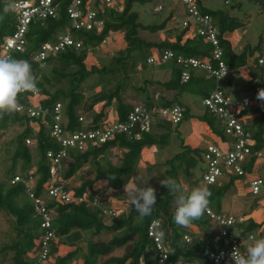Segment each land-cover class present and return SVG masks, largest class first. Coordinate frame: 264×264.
I'll return each instance as SVG.
<instances>
[{"label": "trees", "instance_id": "obj_1", "mask_svg": "<svg viewBox=\"0 0 264 264\" xmlns=\"http://www.w3.org/2000/svg\"><path fill=\"white\" fill-rule=\"evenodd\" d=\"M12 1L14 0H0V50L4 40L12 34L14 28ZM86 1H93L94 6L101 3V0ZM120 1L122 2V8L111 6L105 8V21L101 30L73 33L75 39L83 42L81 49L71 48L48 59V66L51 68L53 75L60 79H68L69 87L67 89L58 88L51 91L46 79H39V70L42 71L43 69L32 61V54L43 43L54 41L55 36L68 27L70 22L66 11L68 0H64L59 19L50 18L31 24L27 34L26 51L15 53L12 57L26 60L31 64L32 71L36 76L39 94L38 96L19 94L18 101L25 105L44 107L50 112L56 104L61 103L64 106L66 128L72 131L81 129V124L78 121L79 107H81L84 99L83 91H80L81 86L89 75L108 68L107 66L98 68L94 65L89 69L86 60L91 50L100 48L104 41L110 38L111 34H114L113 40L120 42L125 48L112 55V64L119 68H127L129 62L132 68H135L139 62L142 63L143 67H146L147 59L153 54V50L158 52L168 50L185 57L202 60L210 59L212 46L189 27L176 29L174 41L164 40L157 44L141 38L139 35L140 30L151 33L166 31L169 22L176 13L174 9L169 12L168 17L161 23L147 25L139 21V13L135 12L133 7L135 3L144 4L148 0ZM249 1L254 2L264 10V0ZM199 3L202 11L211 15L219 28L225 63L235 69L252 65L254 61L252 55L253 53H255V56L257 55L262 43L260 42L254 48V51L252 48H247L241 54L236 55L230 42L224 36L237 30L242 22L237 17L230 15L228 11L210 10L203 5L202 0ZM236 7L240 8L241 4L234 6V8ZM144 49L150 50V54L143 55L142 51ZM136 53L139 55H136ZM172 65V78L168 82L151 81L146 83V87L147 84L152 85L157 82L158 86H161L164 91H171L177 95L184 91L187 85L195 84L194 79L196 78L193 72L188 83H181L180 69L176 65ZM67 68H74L75 70L65 72L64 70ZM146 87H143L141 91L145 90ZM120 90L121 88L118 87L114 93L101 96L99 101L107 102L98 112L94 111L95 103H92L84 111L86 115L92 113V127H98L100 123L108 118L114 98L119 99L120 97ZM156 104L170 106L173 104V100L161 97ZM144 105L153 108L155 102L148 96ZM132 107L131 104L124 103L120 99L115 106V114L124 121ZM201 118H204L214 132L218 133L220 127L217 118L207 112ZM11 123L25 127L16 137V147L12 157L15 166L18 160L22 161L20 174L24 177L30 172L32 163V155L26 141L32 139L36 143L39 165L33 175L36 179L35 193L40 196L44 185L50 181V162L46 155L47 151L57 150L59 143L51 136L50 129L41 123L40 119H31L17 111L0 117V135ZM167 125V123L161 122L156 128L165 129ZM170 137L169 132L158 134L154 131L151 134L143 135L141 140H131L125 136H118L114 141L100 147H90L84 152L71 150L69 158L65 161V169L59 174V180L65 184L67 190L73 191L78 196L87 190L90 191L91 195L99 193L100 188L98 185L101 184L105 185L106 188L121 189L123 185L121 180L131 179L136 166L141 160L143 150L152 147L162 150L169 144ZM253 137L256 140V146L253 150H262L264 148L263 117L260 118L257 129L253 132ZM180 147L181 152L165 162V175L166 178L175 179L182 188L180 174L187 177L194 176L195 169L200 167L199 164L203 161V150L191 148L185 144L184 140L181 142ZM111 149H121L123 151L119 164L113 165L106 161L107 165L105 167H96L95 177L92 180L83 181L78 188L71 190L67 181L72 179L87 164L104 157ZM253 166L254 163L252 162L249 169ZM15 175L13 172L10 180ZM231 187L232 181L227 184L207 187L211 193L209 206L216 213H221L223 200ZM156 195L157 204L152 209L151 214L141 215L128 203L126 204L129 209L128 212L120 217L118 215L109 224L105 223L98 209L92 208L87 203L65 204L50 201L48 206L55 211L53 226L59 240L52 245L50 260L46 264H70L78 257L82 258L81 264H156L157 251L154 242L148 236V228L155 219H161L160 231L164 236L169 262L175 264H210L206 254L211 250L223 247L225 245L224 240L218 233L212 237H199L198 234L189 231L188 227L177 226L173 221L176 196L169 192V189L165 186L156 191ZM0 211H4L14 218L13 226L17 232V239L3 250L14 252L12 264H33L30 255L35 251L32 248L39 245L43 232L40 228V219L34 212L33 204L26 195L23 183L13 185L9 183L7 185L0 181ZM210 223L211 220L204 213L200 219L193 221L191 225L204 227ZM260 227L261 224H257L252 219H247L245 224L239 227V233L244 236L247 233H254ZM104 232L113 233V236L107 242L99 239ZM84 234H88L85 250L78 243ZM189 235L192 236L191 240L186 242L184 237ZM62 245L73 248V250L60 254L59 247ZM124 247H126L124 255H114L117 249Z\"/></svg>", "mask_w": 264, "mask_h": 264}, {"label": "built area", "instance_id": "obj_2", "mask_svg": "<svg viewBox=\"0 0 264 264\" xmlns=\"http://www.w3.org/2000/svg\"><path fill=\"white\" fill-rule=\"evenodd\" d=\"M114 1L101 0L100 4L94 6L93 1L68 0L66 9L70 20L68 27L58 33L54 41L43 43L32 54V61L37 63L41 69H45L51 56H56L71 48L81 49L83 42L75 39L73 33L101 30L105 21V8L113 7ZM178 1L184 8V17L182 21L178 22V26H181L182 29L189 27L212 46L210 59L185 57L165 50L149 56L147 64L150 66H160L165 63L176 65L180 69L181 83L184 84L191 80V73L194 71L206 73L213 81V89L203 97L202 106L207 113L217 118L226 140L223 144L225 147L208 144L203 149L201 186L217 185L226 177L248 178L250 175L248 170L252 162L264 159L263 150H253L256 140L253 137V131L248 127L252 108L264 107V101L257 99L259 90L264 89V41L252 64L257 70L254 85L251 87L252 95L233 98L225 93L223 81L229 76L235 75L239 69L228 66L223 60L221 38L215 20L211 15L202 11L200 0ZM226 4L229 3L226 2ZM63 6L64 0L12 1L14 28L12 34L4 40L0 55L12 57L15 53H24L28 43L27 34L30 25L50 18L59 19ZM162 10L163 6L159 5L154 9V13ZM246 67L243 66L242 69ZM21 94L38 96L39 88L36 86L35 89ZM155 100L156 103L159 101V95H156ZM156 103L153 108L144 104L134 105L124 121L115 113L111 114L96 128L92 127V118L88 120L83 115H79L78 121L82 128L72 131L65 126L63 104H56L50 112L44 107L25 105L18 101L16 111L31 119H40L41 123L50 129L51 136L59 143L57 150L47 151L46 155L50 162V181L44 185L40 196L35 193L34 172L30 171L26 177L16 174L10 180L12 185L16 183L25 185L26 195L33 204L35 214L40 219L43 236L40 239L38 251L30 255L33 264H46L50 260L52 245L59 240L53 226L55 211L48 206L50 201L65 204L87 203L92 208L98 209L103 219L110 221L118 216L115 208L102 204L101 194L91 195L87 190L78 196L73 191L67 190L65 184L59 180V174L64 171L65 161L69 158V152L71 150L84 152L90 147H100L116 140L118 136L141 140L143 135L153 133L161 122L176 126L184 120L186 110L181 105L175 103L170 106H159ZM27 143L36 144L32 139L27 140ZM262 185L263 180L258 177L250 179V192L253 195H258ZM205 214L216 225L218 235L225 242L223 247L211 250L206 254L210 264H234L230 258L234 249L237 248V251L243 253L251 242L250 238H264L254 233H247L244 236L239 233V227L247 221L244 215L216 213L209 205ZM160 227L161 219H155L148 228V236L154 242L157 251L156 264H175L169 262V254ZM184 239L186 242L191 240L189 236H185Z\"/></svg>", "mask_w": 264, "mask_h": 264}, {"label": "rangeland", "instance_id": "obj_3", "mask_svg": "<svg viewBox=\"0 0 264 264\" xmlns=\"http://www.w3.org/2000/svg\"><path fill=\"white\" fill-rule=\"evenodd\" d=\"M226 2H228L229 4H226ZM202 3L210 10L221 9L224 11H228L230 15L237 17L242 22V25L237 30H235L232 34H227L228 36L232 35L231 40L235 42L234 53L236 55L241 54L247 48H252V50L254 51V48L260 42L263 43L264 10L254 2L249 0H202ZM238 4H241V7L234 8V6ZM159 5L163 6V10L158 13H154V9ZM113 7L122 8V2L120 0H115L113 3ZM172 9H176L174 17L177 21L171 20L168 24L167 30L163 32L151 33L148 31L140 30L139 35L141 36V38L157 44L161 43L164 40L174 41L175 30L182 29L181 26H178V22L182 21V18L184 17V8L178 0H148L144 4L135 3L133 10L139 13V21L147 25L161 23L168 17L169 12ZM147 53L150 54V50L144 49L142 51L143 55ZM136 55L139 54L136 53ZM252 58L254 60L255 53H253ZM111 59V54L101 53L100 49L98 48L92 49L89 53V57L86 61L89 69H91V67H93L94 65L98 68L104 66H107L108 68L104 71L89 75L81 86L80 91H83L84 99L81 107H79L78 113L80 115H83L88 120L92 118V113L86 115L84 114V111H86L92 103H95L94 111L98 112L107 102L99 101L101 99V96H107L114 93L117 87L121 88L120 97L119 99L114 98L109 116H111V112L115 110V104H117L118 100L120 99L123 101H132L135 104H143L144 98L146 96H151L157 92L161 93L163 88L158 86L157 82H163L164 79L169 78L171 75V63H165L160 66H150L146 63V67H143L141 62H139L135 68H132L130 67L129 62L127 68H119L112 64ZM253 69L257 74V70L254 67ZM74 70V68H67L64 71L73 72ZM38 75L40 76V80H42V78L44 80L46 79V82L49 83L48 85L51 91H54L58 88L67 89L69 87L68 79H60L53 75L49 66H47L42 71L39 70ZM204 75L206 78H209L206 73H204ZM231 77L233 76H229L226 80L223 81V88L227 92V94H229L231 97L238 95H252V90L242 91V88L246 86V82L242 81L238 76H235L234 78L235 85L233 92L235 93L232 94V90L228 91L226 81ZM151 81L157 82L153 83L152 85L147 84L146 87V83H150ZM211 82L213 84V81ZM143 87H146V89L141 91ZM185 88V92L174 95L172 97V100L173 104L177 103L186 110V120L184 122L182 121L183 123L181 122L179 125L173 127L174 134H171V142H169V144L164 149L158 150V152H156V163L150 164L149 162H147L148 160L146 159H150L151 153H144V157H142V159L140 160V164H138L139 166H136L131 179L121 180V182H123L121 189L117 190L113 188H106L103 184L98 185V187L100 188L99 194H101V196L103 197L102 204L115 208L118 212V217L128 212L129 210L126 204H128L130 197L125 194V184L131 182L143 185V183L148 182V185L154 187L156 191H159V189L162 187L160 181L166 178L165 162L181 152L180 144L186 136V130L188 132L192 128V126H195L199 123H206L205 119L201 118L203 112H206V109L202 106V99L205 95L204 90L200 89L198 85H187ZM49 122H51L50 119ZM24 128V126L11 123L8 125L7 129L3 131V134L0 135V181L6 183L7 185L10 183V176L13 174V172L14 174L21 173L20 170L22 161L18 160L15 166L13 164L12 157L16 147V137L24 130ZM218 133L219 135H223V131L221 129L218 130ZM27 145L29 146V150L32 155L30 171L36 172V169L39 165V155L35 147L36 144L27 143ZM122 153L123 151L121 149H111L106 153L104 157H100L92 163L87 164L72 179L67 181L70 189L73 190L75 188H78L83 181L92 180L95 177L96 167H105L107 165L106 161L112 163L113 165L119 164ZM199 165L200 167L195 169L194 176L192 177H187L183 174H180L179 178L183 190L190 191L195 187L201 186L203 175L201 167L203 166V161H201ZM256 174L258 175V178L260 177L263 180V185L260 187V193L258 195H253L252 193H250L246 196V198H243V200L239 201V199H236L234 200V203L230 205L236 206V210H234V212L231 211L233 214L236 215V213L241 212V214H243L246 219H252L257 224H261V227L258 230L254 231V234L264 237V163L263 167H260L257 170ZM223 212L221 213L229 215V210L227 208H223ZM14 221V218L9 214L4 211H0V264H12L14 252L9 250L4 251L3 249L6 246L11 245L13 241L17 239V232L15 231L13 226ZM104 221L106 224H109L111 222L109 219H104ZM190 227L191 231L195 234H198L199 237H212L214 235L216 236L217 234V228L212 222L204 227ZM112 236L113 233L104 232L99 239L107 242ZM189 237L191 238L192 236L189 235ZM87 240L88 234H84L83 238L78 242L83 250H85L86 248ZM32 249L37 252L39 249V245L35 246ZM72 250L73 248H69L64 245L59 247L60 254H65ZM125 252L126 247L117 249L114 252V255L122 256L125 254ZM81 259V257H78L70 264H81Z\"/></svg>", "mask_w": 264, "mask_h": 264}, {"label": "clouds", "instance_id": "obj_4", "mask_svg": "<svg viewBox=\"0 0 264 264\" xmlns=\"http://www.w3.org/2000/svg\"><path fill=\"white\" fill-rule=\"evenodd\" d=\"M36 76L31 64L23 59L0 55V117L13 113L18 108L19 94L36 88ZM257 99L264 101V89L259 90ZM162 186L176 196L173 221L177 226L188 227L200 219L208 205L211 193L205 186H198L190 191L183 190L175 179L165 178ZM125 194L130 197L128 203L141 215L151 214L157 204L156 189L148 182L139 185L126 183ZM245 252L234 249L230 258L234 264H264V238H250ZM223 255V254H221Z\"/></svg>", "mask_w": 264, "mask_h": 264}, {"label": "crops", "instance_id": "obj_5", "mask_svg": "<svg viewBox=\"0 0 264 264\" xmlns=\"http://www.w3.org/2000/svg\"><path fill=\"white\" fill-rule=\"evenodd\" d=\"M175 11H176V9H175ZM172 20L176 21L175 20V17H173ZM113 35L114 34H111L110 35V38H108L107 40H105L104 43H103V45L100 48H98V49H101L100 50L101 53H106V54L109 53L112 56L115 53H117L118 51H121V50H124L125 49L124 46L122 44H120V42L113 40ZM231 36L225 35L224 38L230 42V44L232 46V49L234 50L235 49V45H234L235 42L233 40H231L232 39ZM153 51H154L153 54L158 53V51H155V50H153ZM153 54H151V55H153ZM172 66L173 65H171V69H170L171 70L170 77L167 78V79H164L163 83L168 82L172 78ZM242 68L243 67L239 68V70L237 71V73L235 75H232L233 77L229 78L226 81V85L228 87V91L229 90H232V94L235 93V92H233L234 85H235V79H234L235 76H238L239 78H241L242 81H245L246 82V86L244 88H242V91L251 90L252 84H253L254 79H255V76H256V72L253 69V66L252 65L247 66L245 69H242ZM251 69H253V70H251ZM193 73H194V76L196 78V79H194V83H195L194 85H198V87L200 89L204 90L205 96H206L213 89L212 82H211L212 79L206 78L203 72L194 71ZM159 82H162V81H159ZM208 86H210V87H208ZM182 92H185V90L182 91ZM225 93L227 94L226 91H225ZM156 95H159V100H160L161 97H164V98H167L169 100H172V97L175 94H173L171 91H163V90L161 91V93L160 92H157V93H155V94H153V95L150 96V98L155 103H156V100H155L156 99ZM227 95H229V94H227ZM232 97L233 98H240V97H243V96H239L238 95V96H232ZM147 98H148V96H146L144 98L143 104L145 103V101L147 100ZM123 102L124 103H127V104H131L132 106L139 105V104H135L134 102L128 101V100L127 101H123ZM115 106H116V104H115ZM263 111H264V107L263 106L253 107L252 110L250 111V118L248 120V127L253 132L257 129V126L259 124L260 118H262V117L264 118ZM111 113L114 114L115 113V110L112 111ZM204 114L205 113L203 112V114L201 115V117L204 116ZM186 117H187V115L185 114V119L183 120V122L186 120ZM173 127H174L173 125H167V127L165 129L164 128L163 129H161V128H155V131L158 134L168 133V132L170 134H174L173 133ZM185 133H186V136L184 137V142H185L186 145L190 146L191 148H194V149L198 148V149L203 150L206 147V145H208V144H217V145H222L223 147H225V145H223L224 142H225V140H226L224 138V136L222 137V135H219L218 133L214 132V130L212 129V127L207 122L206 123H199V124H197L195 126H192V128L188 132L186 130ZM153 150H155V151H153ZM158 150L159 149H157L156 147L145 148L143 150V152H142V157H144V153L145 154L151 153L150 159H146V160H148L147 162H149L150 164L151 163L152 164L153 163H156L155 162L156 159H157L156 158V152H158ZM262 150L264 151V148ZM142 157H141V159H142ZM263 161H264V159H261V160H258V161H256L254 163V166L251 169L248 170L250 172V175L248 176V178L226 177V178L222 179V181L219 184H227L229 181H232V187L228 191L227 195L225 196V198L223 200V205H222V211L221 212H223V208H227L229 210V213H228L229 215H235L232 212H234V210H236L235 209L236 206H234V205L231 206L230 204L234 203V200H236V199H239V201L240 200H243V198H246V196L251 193L250 192L249 181H250V179L258 176L256 174V172H257V170L260 167L261 168L263 167V163H264ZM139 164H140V162H139ZM260 179H262V178H260ZM223 213H225V212H223ZM236 215H243V214H241V212H239V213H236ZM190 226H196V225H190ZM190 226H188L189 227L188 228L189 231H191V227ZM215 227H216V225H215Z\"/></svg>", "mask_w": 264, "mask_h": 264}, {"label": "water", "instance_id": "obj_6", "mask_svg": "<svg viewBox=\"0 0 264 264\" xmlns=\"http://www.w3.org/2000/svg\"><path fill=\"white\" fill-rule=\"evenodd\" d=\"M252 85H254V82H253V84Z\"/></svg>", "mask_w": 264, "mask_h": 264}]
</instances>
